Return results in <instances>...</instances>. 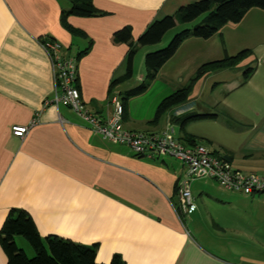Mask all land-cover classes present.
<instances>
[{
    "label": "crops",
    "instance_id": "obj_1",
    "mask_svg": "<svg viewBox=\"0 0 264 264\" xmlns=\"http://www.w3.org/2000/svg\"><path fill=\"white\" fill-rule=\"evenodd\" d=\"M196 1L200 0H93L106 16L68 19V24L84 33V37L72 35L62 23V11L70 8L68 0H0V230L11 212L26 211L43 240L57 236L96 246L101 264H110L114 258L123 264H264V211H251V215L249 211L234 214L228 210L227 225L214 222L215 227L210 230H191L185 221L195 219V214L193 217L178 210L179 183L188 180L185 164L177 160L180 165H169L163 157L138 158L128 146L101 140L71 108L45 106L57 91L43 42L57 41L62 45L63 56L75 58L92 41L91 50L78 62L80 96L90 113L107 121L114 111L112 98L122 96L133 85L127 81L111 88L126 75L129 53L127 45L113 42V34L131 26L137 43L154 22L173 16ZM198 40L201 39L185 40L175 56L192 52V46L200 44ZM158 48L142 47L134 56L136 83L144 80L145 54ZM244 49L247 54L242 66L246 69L233 62L207 74L213 78L230 69L234 70L229 76L232 78L246 70L242 82L231 86L228 98L248 85L262 95L246 102L247 106L254 105L255 100L258 106L261 103L263 108L258 112L250 117L236 112L241 117L234 118L243 127L235 137V145L217 148L212 140L189 132L186 137L195 142L185 139L187 143L183 144L181 136L176 138L185 146L197 142L204 145L199 141L202 140L209 150L231 161L235 169L260 174L264 172V64L261 60L252 61L253 51ZM254 61L258 66L253 65ZM169 62L148 91L130 101L123 118L127 130L150 133L173 129L170 117L152 123L160 103L173 94L162 75ZM146 94L150 97L145 106L139 108V101L133 104ZM207 108L214 110L213 105ZM186 115L176 110L178 120L187 119ZM16 126L29 127L23 139L13 136L12 128ZM200 180L212 179L188 181L190 189ZM196 188L206 193L207 188ZM223 191L225 200L228 197L250 206L264 202V195L253 198L241 192ZM194 201L197 211L198 200ZM233 202L229 203L232 208ZM250 231L255 233L252 239L248 236ZM233 232L237 234L233 243L222 237ZM206 234L210 240L205 239ZM15 241L28 256L30 250L34 256L29 243L19 237ZM0 264H8L1 245Z\"/></svg>",
    "mask_w": 264,
    "mask_h": 264
},
{
    "label": "rangeland",
    "instance_id": "obj_2",
    "mask_svg": "<svg viewBox=\"0 0 264 264\" xmlns=\"http://www.w3.org/2000/svg\"><path fill=\"white\" fill-rule=\"evenodd\" d=\"M246 16L247 17H245L238 24H226L212 38L208 40H198V43L200 44H197V47L192 46V52L185 51L183 54L175 56V58L170 60L171 62L165 66L166 72L162 73L161 71L164 77L163 82L170 88V94L179 91L183 97L182 102L176 107V110L179 109L184 111L185 114H187L184 117L188 118H192L196 115H203L207 117L203 119H190L187 123L186 130L184 129V131L181 127L185 119H183L184 121L182 122L178 120L175 116L176 110L162 116L171 118V125L174 129L176 137H178L177 135L181 136V142L183 144L187 143L184 137L189 132L192 135L212 140L217 145V148L218 145L222 147H230L229 144L234 146L235 137L241 132L243 127L242 124L234 118L241 117L238 116L236 112L248 114L247 116L250 117V115L254 114V111L258 112L259 109L263 108L261 107V103H259V106L257 105L256 100L254 105H246L247 100L250 98L257 99L262 97V95L251 85L244 86V88L228 98L229 95H227V93L230 91L231 86H236L242 82V77L244 76L246 70L239 76L232 78L229 76L234 73V70L230 69L226 74L213 78L207 76V74L202 77H198L199 68L202 65L219 61L221 62L220 67H222L227 63H235L234 58H238L236 64L240 66V69H246L247 66H242L246 58L237 57L244 50H246L244 48H249L253 51L252 56H250L252 61L261 60L264 64V10L255 8L250 10ZM201 22L202 19L200 17L196 21L184 25L182 28H178L177 26L169 30L160 43L152 46L160 47L156 51L165 49L169 46L175 34H178L184 29H193L194 26L200 24ZM168 37L171 38L168 40ZM141 49L142 47H137L135 56ZM147 54L148 53H146L145 56ZM252 63L253 65L258 66L256 61ZM142 66V71L145 73V58ZM262 67V70H264V66ZM130 81L133 83L132 88L138 86L139 84L135 82V77L130 79ZM257 81H260V79L257 78ZM149 95L150 94H146L142 98L135 100L133 104L136 101H139V108L145 106L150 97ZM226 98L228 100L225 101ZM209 105H213L214 110L208 109L207 107ZM217 115L219 117L215 118L214 116ZM174 117H176V119H173ZM199 141L206 146V143L202 140ZM163 159L166 160L169 165L171 163L180 165L177 160L169 157H163ZM248 174L251 173L248 172ZM197 186L207 188L205 189L206 193H201V191L196 188ZM191 190L195 200H198L197 203L200 207L199 210L191 214L192 216L195 214V219H191H194L195 221H191L188 218L185 221L186 225L191 230L195 228L210 230L209 228L215 227L214 222H221L227 225L226 222L229 219L227 216L228 210V213L232 212L234 214L249 211L251 215V211H264V202H256L253 206H250L243 201L233 202L228 197L225 200L223 197L225 192L220 186H218L217 182L213 180H200L193 184V188H191ZM260 195L263 196L264 193L256 194L253 198H259ZM230 202L234 203L233 208L230 207ZM191 215L190 217H192ZM196 217H198L197 220ZM253 234L255 233L250 231L248 236L252 239ZM235 235L237 236V234H234L233 232V234L222 235V237L227 240L231 239L233 243V240L236 238ZM19 239L26 241L23 237H19ZM205 239L210 240V235L206 234ZM235 241H237V239H235ZM243 241L246 242V240ZM28 254H30L28 256L29 258H33L35 256H33L32 250L28 251Z\"/></svg>",
    "mask_w": 264,
    "mask_h": 264
},
{
    "label": "trees",
    "instance_id": "obj_3",
    "mask_svg": "<svg viewBox=\"0 0 264 264\" xmlns=\"http://www.w3.org/2000/svg\"><path fill=\"white\" fill-rule=\"evenodd\" d=\"M70 8L62 11V23L64 27L74 36L86 35L68 24L69 17H103L107 13L98 10L93 0H68ZM264 10V0H200L193 2L173 16H167L160 21L150 25L147 31L135 43L133 30L131 26H125L113 34L115 44H124L129 48L128 70L124 77L118 79L112 84L114 86L130 81L133 78V61L137 47H148L156 45L162 41L165 34L177 27L192 23L201 17L202 22L193 27V29H184L176 34L165 49L150 52L145 56V76L144 80L138 86L130 89L121 98L124 107V117L127 116L128 105L130 101L146 93L152 83L158 78V74L163 66L170 61L178 52L183 42L189 38L208 40L218 33L226 24L240 23L248 12L252 9ZM44 43V42H43ZM92 41H89L88 47L73 58L78 67V62L88 54L92 47ZM63 53V52H62ZM247 51L242 52L237 57H244ZM64 58H67L63 56ZM238 58H234L236 62ZM219 62L207 63L199 68L198 77H202L220 68ZM251 72V71H250ZM249 74L248 72L246 73ZM79 80V79H78ZM76 86L79 88V84ZM180 92H175L165 98L157 108L154 121L159 119L170 109L178 106L182 102ZM123 117V118H124ZM207 118L203 115L187 118L182 124V130L186 129L190 119ZM212 118V117H211ZM182 122V121H181ZM185 131V130H184ZM186 140L195 142L194 139L184 137ZM194 140V141H193ZM262 174V173H260ZM254 196V195H252ZM16 237H23L29 243L34 251V257L29 258L27 253L21 249L16 241ZM0 245L8 259V264H101L97 261V247H88L77 244L57 236H48L44 240L41 238L34 220L26 211L11 212L0 230ZM110 264H123L119 259L114 258Z\"/></svg>",
    "mask_w": 264,
    "mask_h": 264
},
{
    "label": "built area",
    "instance_id": "obj_4",
    "mask_svg": "<svg viewBox=\"0 0 264 264\" xmlns=\"http://www.w3.org/2000/svg\"><path fill=\"white\" fill-rule=\"evenodd\" d=\"M42 47L52 63L53 76L57 94L52 101H46L45 106L69 107L82 116L92 132L101 140L116 145L128 146L138 158L158 159L171 157L186 165L188 180L179 183L178 210L185 215L196 210L194 197L188 181L198 179H212L220 187L229 192H241L244 195L264 193V173L245 174L234 168L231 161L224 156L209 150L200 143L183 145L173 129L161 132H131L124 127V107L121 98L116 95L111 103L114 107L113 115L107 121H102L95 114L90 113L81 101L80 90L76 86L78 67L73 58H64L62 45L54 40L42 43ZM35 124L33 122L32 126ZM29 132L28 126L12 128L14 137L23 139Z\"/></svg>",
    "mask_w": 264,
    "mask_h": 264
}]
</instances>
